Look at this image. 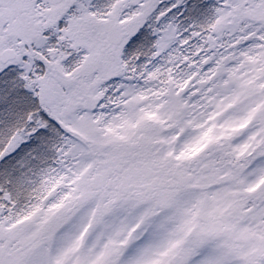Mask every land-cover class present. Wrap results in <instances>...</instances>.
I'll list each match as a JSON object with an SVG mask.
<instances>
[{"label": "snow or ice", "instance_id": "snow-or-ice-1", "mask_svg": "<svg viewBox=\"0 0 264 264\" xmlns=\"http://www.w3.org/2000/svg\"><path fill=\"white\" fill-rule=\"evenodd\" d=\"M0 264H264V0H0Z\"/></svg>", "mask_w": 264, "mask_h": 264}]
</instances>
